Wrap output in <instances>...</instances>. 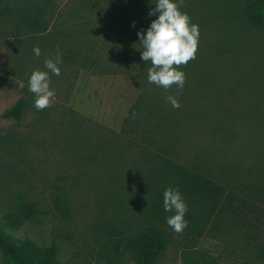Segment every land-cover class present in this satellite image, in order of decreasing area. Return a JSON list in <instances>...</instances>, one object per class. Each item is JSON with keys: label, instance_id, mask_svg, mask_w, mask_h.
<instances>
[{"label": "rangeland", "instance_id": "1", "mask_svg": "<svg viewBox=\"0 0 264 264\" xmlns=\"http://www.w3.org/2000/svg\"><path fill=\"white\" fill-rule=\"evenodd\" d=\"M251 1L178 0L199 27L195 58L178 66L185 74L182 89L147 85L166 106L162 117L172 130L153 148L224 186L233 205L195 238L152 215L142 183L148 152L131 145L146 143L124 125L145 87L120 70L135 66L137 32L156 18L143 4L155 7V0H4L0 226L16 241L30 239L41 248L55 244L63 264H134L116 246L151 226L169 242L159 264H184V252L213 264H257L255 254L264 247V23L248 22L245 7ZM34 17L46 31L26 26V18ZM37 45L39 57L33 53ZM58 51L60 75L49 72L55 97L37 110L29 75L47 71L45 58ZM21 99L28 102L23 122L5 121L2 115ZM160 115L139 121V129H147L144 122L158 126ZM116 135L121 154L114 155L117 147L107 143ZM57 196L69 205L68 221L56 213ZM20 202L35 205L37 220L11 231L6 214ZM191 214L201 212L187 207L184 217ZM5 262L0 252V264Z\"/></svg>", "mask_w": 264, "mask_h": 264}, {"label": "trees", "instance_id": "2", "mask_svg": "<svg viewBox=\"0 0 264 264\" xmlns=\"http://www.w3.org/2000/svg\"><path fill=\"white\" fill-rule=\"evenodd\" d=\"M0 7L2 8L0 12L8 10V5L5 4L4 0H0ZM143 7L148 11L150 8H154L148 3H144ZM245 16L252 25L259 26L264 23V0H254L248 3L245 7ZM25 24L31 30L46 31L45 24L35 17L26 18ZM132 49L138 50L135 66L120 71L139 80L145 88L138 101L128 111L124 125L129 130V134L132 131H139L140 140H144L146 143L131 144L144 150V152H148L144 164L145 176L142 178V183L145 185L143 194L148 201L152 215L166 222V217L174 213L164 211L163 192L168 187L177 188L181 192L187 207L197 208L201 212V214H191L184 217L187 221L184 231L195 238H200L213 217L221 216L228 209H233L232 202L226 199L227 192L224 186L174 160L168 159L161 151V147H156L157 150L153 148L155 142L162 140L163 134L171 133L172 130L170 126H167L169 122L167 118L165 119V115L162 117V111L167 110L166 106L162 105L147 91L149 84L147 69L150 67L151 61L145 62L141 59V51L143 50L141 45L132 47ZM27 107L28 102L21 99L2 117L9 123L20 125L24 120ZM157 111L161 113L156 123L157 128L151 127V121L150 123L144 122L142 125L143 127L146 126L147 129H139L137 125L140 123L139 121L151 117ZM3 136H0V142L3 140ZM117 136L111 137L109 142L112 143H107V145L111 144L117 147L116 151H113L114 155L116 153L121 154V149L118 148L121 139L119 136L118 139ZM112 139H115L117 143ZM153 186L156 190L152 189ZM54 206L58 215L67 221L70 220L71 210L64 198L55 197ZM36 216L37 210L32 202H20L15 204L13 212L6 214V226L11 231H16L25 222H36ZM168 245L169 242L164 232L157 226H151L132 236L121 238L116 247L120 255L131 259L134 264H159L161 257L168 249ZM0 252L6 260L5 264H63L58 260V249L55 244L41 248L30 239L16 241L1 226ZM183 261L184 264H213L196 260L187 252L183 253ZM255 261L257 264H264V247L257 250Z\"/></svg>", "mask_w": 264, "mask_h": 264}, {"label": "clouds", "instance_id": "3", "mask_svg": "<svg viewBox=\"0 0 264 264\" xmlns=\"http://www.w3.org/2000/svg\"><path fill=\"white\" fill-rule=\"evenodd\" d=\"M148 15L156 18L151 20L146 30L137 32L143 49L141 59L151 61V67L147 69V80L164 89L172 85L182 89L185 74L178 66L195 58L199 27L191 22L186 12L180 10L178 0H155V7L149 9ZM33 53L37 57L41 55L38 45L33 47ZM61 60L58 51L54 57L45 58L44 67L47 71L36 69L29 75L27 87L35 95L34 107L37 110L49 107L55 97V89L50 87L49 72L59 76ZM18 84L21 88L25 86L23 81ZM167 99L172 107H180L175 96L169 95ZM163 208L165 212L174 213L166 217L167 225L173 231L181 232L187 226L184 219L187 204L177 188L168 187L164 190Z\"/></svg>", "mask_w": 264, "mask_h": 264}]
</instances>
